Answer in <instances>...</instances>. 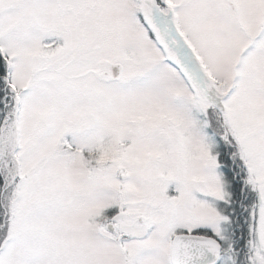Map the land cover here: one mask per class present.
I'll use <instances>...</instances> for the list:
<instances>
[{"label": "snow or ice", "instance_id": "6c2138e0", "mask_svg": "<svg viewBox=\"0 0 264 264\" xmlns=\"http://www.w3.org/2000/svg\"><path fill=\"white\" fill-rule=\"evenodd\" d=\"M0 264H264V0H0Z\"/></svg>", "mask_w": 264, "mask_h": 264}]
</instances>
